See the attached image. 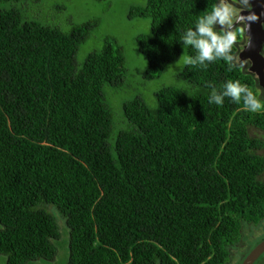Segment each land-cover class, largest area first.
Segmentation results:
<instances>
[{
	"label": "trees",
	"instance_id": "trees-1",
	"mask_svg": "<svg viewBox=\"0 0 264 264\" xmlns=\"http://www.w3.org/2000/svg\"><path fill=\"white\" fill-rule=\"evenodd\" d=\"M35 2L43 0H0L5 264L51 260L57 241L68 244V264H226L244 224L264 220V157L248 134L264 115L227 97L208 103L213 89L243 83V74L223 61L183 67L176 77L184 85L162 86L155 107L140 96L124 101L128 126L115 132L103 89L124 83L122 48L106 37L78 66L76 53L100 19L65 32L28 17ZM214 2L130 6L128 17L151 23L149 36L136 37L146 79L195 55L176 40ZM48 206L64 219L68 242Z\"/></svg>",
	"mask_w": 264,
	"mask_h": 264
},
{
	"label": "rangeland",
	"instance_id": "rangeland-1",
	"mask_svg": "<svg viewBox=\"0 0 264 264\" xmlns=\"http://www.w3.org/2000/svg\"><path fill=\"white\" fill-rule=\"evenodd\" d=\"M146 0H43L34 4L29 3L26 15L33 19H38L47 24L56 25L63 31L68 32L73 25H78L89 19L99 18L100 26L92 38H88L79 47L75 60L80 66L86 55L103 46L104 39L109 37L117 42L124 54L125 80L121 87L113 88L105 86L103 89L104 98L109 105L114 121V131L125 129L128 126L122 110V104L135 96L142 97L148 106L155 107V93L162 86L175 85L183 86V82L176 77V73L183 68L185 56L173 64H168L166 69L153 79H146L143 75L146 69V60L138 51L136 37L138 35L149 36L151 33L150 19L146 17H128L130 6L144 5ZM21 4H17L20 6ZM175 64L181 68L174 70ZM262 176V178H261ZM259 177L264 181V173ZM47 210L55 216L62 229V236L65 241L69 240V229L64 225V219L59 211L52 206ZM1 227V225H0ZM242 238L240 242L232 246L230 251V261L228 264H237L238 254L247 253L252 246H255L261 236H264V220L258 224H244L242 228ZM64 234V235H63ZM57 246V256L51 260H37L33 264H68L69 251L68 244L61 248L60 241L54 242ZM264 259V258H263ZM6 255H0V264H5ZM264 264V260L260 263Z\"/></svg>",
	"mask_w": 264,
	"mask_h": 264
},
{
	"label": "clouds",
	"instance_id": "clouds-1",
	"mask_svg": "<svg viewBox=\"0 0 264 264\" xmlns=\"http://www.w3.org/2000/svg\"><path fill=\"white\" fill-rule=\"evenodd\" d=\"M248 10L247 16L242 12ZM255 13L251 12L249 0H215L209 11L198 15L196 19L180 33L176 40L187 45L195 51L194 56L184 58L183 67L200 66L206 68L208 64L223 61L229 70H232L236 61L243 68L247 60H240L239 52H234L237 38L242 35L248 23L257 20ZM181 65L175 64L174 70ZM225 97L234 103L243 104V110L257 113L264 111V101L250 88L238 79L226 80L222 89H213L208 97L209 104L222 105Z\"/></svg>",
	"mask_w": 264,
	"mask_h": 264
},
{
	"label": "flooded vegetation",
	"instance_id": "flooded-vegetation-1",
	"mask_svg": "<svg viewBox=\"0 0 264 264\" xmlns=\"http://www.w3.org/2000/svg\"><path fill=\"white\" fill-rule=\"evenodd\" d=\"M259 1L260 0H249V3L251 4V12L256 3ZM248 14L249 12L247 9L242 12V15L247 16ZM260 19L264 20V13H260ZM251 26L252 21L248 23L246 31L242 35L238 36L237 45L234 47V52H239L241 48L243 49L239 52L240 60H247L248 63L245 65V67L241 68L239 67L238 60L235 62L234 66H236L243 74V83L246 84L250 88V90L255 92L262 99V101H264V21L260 23L261 29L253 35L248 33L251 30ZM258 45L260 46L258 51H255L254 49ZM259 113H262V115H264V111H260ZM248 134L250 137L255 138L259 142H261V147H258L257 152L264 157V125H262L261 127H255L252 124H248ZM262 239H264V236H261L258 242H260ZM249 251L245 254H238L237 264H240L242 262ZM263 258L264 252H262L258 256L253 264H260L264 260ZM230 259L231 257L229 253V258L226 264H228Z\"/></svg>",
	"mask_w": 264,
	"mask_h": 264
},
{
	"label": "water",
	"instance_id": "water-1",
	"mask_svg": "<svg viewBox=\"0 0 264 264\" xmlns=\"http://www.w3.org/2000/svg\"><path fill=\"white\" fill-rule=\"evenodd\" d=\"M252 12L255 13L258 17L257 20L252 21V26L251 30L248 32L249 34H255L258 32L261 27L260 23L264 20L260 19V13H264V0H260L259 2L256 3L254 8L252 9ZM259 45L254 49L255 51H258ZM247 50V49H246ZM264 252V239H262L260 242H258L250 251L249 253L245 256V258L242 260L240 264H253L254 261L258 258V256Z\"/></svg>",
	"mask_w": 264,
	"mask_h": 264
}]
</instances>
